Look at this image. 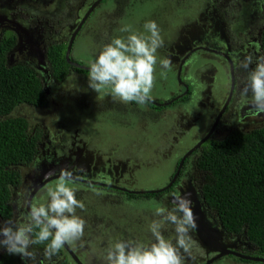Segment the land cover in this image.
Here are the masks:
<instances>
[{"label":"rangeland","instance_id":"1","mask_svg":"<svg viewBox=\"0 0 264 264\" xmlns=\"http://www.w3.org/2000/svg\"><path fill=\"white\" fill-rule=\"evenodd\" d=\"M94 2L23 0L22 6H19L32 16L25 15L26 22L19 15L11 16L12 9L5 8L20 1L0 0V30L4 29L2 32L5 36L18 34V45L10 57L13 62H24L34 67L43 79L48 95V104L44 108L25 107L29 105L21 104L11 113L12 116H25L31 130L38 124L46 130L35 159L28 165L18 166L23 181L18 187L12 188L15 206V215L11 221L13 226L23 222L28 213L25 210L30 192L28 185L36 181L34 173L41 175L50 166L55 171L45 176H51L52 173L61 175L66 171L76 177L93 180L104 178L135 194L147 187L154 188L163 181V184L168 183L176 169L175 164H170L174 163L171 162L174 156L165 161L167 155L162 152L168 150H165L161 136L178 147L182 135L186 134L181 130H188L183 144L189 150L209 132L231 90L232 73L229 66H226L219 54L203 51L192 54L185 64L186 68L192 67L186 74L183 70V82L190 87V101L176 103L161 111H154L147 104L120 102L108 94L107 88L98 94L89 87L88 75L82 72L72 71L63 82H57L45 50L52 43L63 40L68 42L71 32ZM19 6L18 9H21ZM96 7L74 46L75 56L81 64L90 67L100 48L116 37H127L130 34L122 32L121 28L129 26L132 32L148 36L150 33L144 24L155 21L163 44L156 52L157 65L151 96L169 100L176 90L187 93L177 73L181 59L184 58L183 51L187 53L189 46L195 44L197 39L196 45L205 43L209 48L215 45L219 50L228 49L235 53V90L230 104L231 112L221 115L211 138L223 139L234 128L247 131L253 123H256V127L264 126V117L242 115L246 111L240 109L242 107L254 111L250 103L243 102L242 90L247 83L248 73L256 66V60L263 56L259 42L264 30V0H106ZM30 34L34 39L28 38ZM22 36L28 43L31 42L29 46L20 44ZM210 36L214 37L213 42ZM24 45L27 50L21 53ZM249 56L253 62L244 68L242 62ZM162 60L168 61L167 68L160 64ZM247 99H251L250 92ZM163 133L175 136L169 140L171 136ZM168 144L171 146L170 142ZM39 166L46 167L36 170ZM187 170L189 180L182 178L170 192L186 196L193 200L192 203L201 204L202 217L195 216L197 228L191 233L199 251L195 253L194 260L186 257L185 264H204L224 247L236 248L244 254L255 256V249L246 237L223 230L215 211L207 205L200 189L207 180L206 173L200 171L193 160L189 161ZM57 180L59 178L48 182L38 193L36 201L46 203V186H54ZM79 181L71 179L69 186L75 190L76 198L84 204V208H78L76 212L85 221V229L82 239L71 246L80 253L86 264H104L100 253L106 249L109 241L151 243L154 238L149 226L154 219H158L155 209L172 206L167 200L170 197L167 194L169 191L158 198L128 199L121 191ZM185 185H189V189L183 193ZM203 206L206 211L202 209ZM6 224L2 223V227ZM163 235L175 243V233L171 226L163 230ZM44 248L32 245L29 250L35 253V260L22 259L20 264H56L66 256L60 254V250L47 258ZM5 251L0 247V255ZM40 260L45 263H40ZM69 260H72L71 257ZM213 262L264 264L248 259H234L231 255L219 257Z\"/></svg>","mask_w":264,"mask_h":264},{"label":"trees","instance_id":"2","mask_svg":"<svg viewBox=\"0 0 264 264\" xmlns=\"http://www.w3.org/2000/svg\"><path fill=\"white\" fill-rule=\"evenodd\" d=\"M17 45L16 33L0 37V227L2 223L11 222L15 215L12 188L23 181L18 166L28 165L35 159L46 133L43 125L38 124L31 130L25 116L11 115L21 104L33 108H44L48 104L46 87L39 73L27 63L10 62V54ZM66 48L67 43L62 42L51 44L45 50L56 81L63 82L72 69L89 75V70L69 63ZM261 50L264 53V30ZM146 104L151 109H162L149 102ZM197 150L195 165L207 174L201 190L222 229L232 235H244L256 256H264V126L248 132L235 128L223 139L209 138ZM186 177L182 171L177 181ZM126 195L128 199L159 196L146 192ZM47 243L37 245L45 247ZM21 261L19 255L7 251L0 257V264H20ZM58 264L70 262L64 260Z\"/></svg>","mask_w":264,"mask_h":264},{"label":"clouds","instance_id":"3","mask_svg":"<svg viewBox=\"0 0 264 264\" xmlns=\"http://www.w3.org/2000/svg\"><path fill=\"white\" fill-rule=\"evenodd\" d=\"M144 28L150 35L137 34L125 26L121 31L130 33L127 37H116L100 48L89 67L88 82L92 90L99 94L107 88L113 99L123 103L146 104L151 99L156 52L163 41L155 21H147ZM252 62L250 56L246 57L243 67L248 68ZM160 64L168 67L167 60ZM242 97L257 113H264V56L256 60L255 68L248 73ZM70 180L71 173L62 172L54 186H46V203L33 202L23 222L15 226L9 222L0 227V247L21 259L35 260V253L29 250L32 245L48 242L44 255L51 258L65 244L80 241L85 221L76 210L83 209L84 204L76 198L75 190L69 186ZM191 203L186 196L173 194L170 208L155 209L158 219L149 226L152 242L109 241L100 253L104 264H185L186 257L194 260L199 246L191 235L197 228ZM168 226L175 233V243L163 235Z\"/></svg>","mask_w":264,"mask_h":264},{"label":"flooded vegetation","instance_id":"4","mask_svg":"<svg viewBox=\"0 0 264 264\" xmlns=\"http://www.w3.org/2000/svg\"><path fill=\"white\" fill-rule=\"evenodd\" d=\"M3 1H5V2H7V0H3ZM15 0H10V2H14ZM17 1H20V3H18V4H16V5H13L12 7H8V6H6L5 8H9V9H12V12H10V15L11 16H20L22 19H24L26 22H27V17L25 16V15H29V16H31L30 14H28L27 13V11H25L24 9H22L19 5H21V3L23 2V0H17ZM95 1H97V0H95ZM104 1H106V0H102V1H100L98 4H101L102 2H104ZM97 4V5H98ZM17 6H19L21 9H18V7ZM22 6V5H21ZM92 6V5H91ZM91 6L88 8V10L85 12V14L83 15V17L84 16H87V13H88V11H89V9L91 8ZM96 8L97 7H95L91 12H90V14L88 15V17H87V19H86V21L83 23V25L81 26V28L79 29V31H78V33H77V35H76V37H75V39H74V41H73V43H72V47H71V53H70V59H71V57H73V60L71 59V61L73 62V63H77V64H81L77 59H79V58H77L76 56H75V49H74V46H75V44L77 45V39H78V37L80 36V38H81V32H82V30L84 29V26H85V24L87 23V21L89 20V18L93 15V13H94V11L96 10ZM50 15V14H49ZM32 17V16H31ZM82 17V18H83ZM82 20V19H81ZM80 24V22L78 23V25ZM78 25L74 28V30L71 32V37H72V35L74 34V32L76 31V29H77V27H78ZM4 30V29H3ZM2 29L0 30V33L3 31ZM22 30V29H21ZM23 31V30H22ZM30 33V32H29ZM2 34V35H1ZM0 34V37L1 36H3V32ZM32 37V39H34V36H32L31 34L29 35V37L28 38H31ZM60 37V36H59ZM71 37H70V39H69V41L67 42L66 40H63V41H58V42H55V43H62V42H64V43H67V48H68V45H69V42H70V40H71ZM38 38H40V35H38ZM42 39H43V37H41ZM209 38H211L212 40H211V42H213V39H214V37H209ZM32 39H29L30 41L32 40ZM49 39V38H48ZM50 41V40H49ZM48 42V41H47ZM55 43H52V44H55ZM198 43V41H197V39H196V41H195V44H193V45H190L189 46V48H188V50H187V53L185 52V51H183V53H184V58L182 57V61H181V64L179 65V69H178V73H177V77H178V75H179V72H180V68L182 67V69H181V72H180V78L178 77V80H179V82H181V84H182V88H183V90H184V87H185V89L187 90V93H183V91L182 92H178V90H176V92L174 93V95H173V97H171L169 100H165V99H161L160 97H157V96H151V99L148 101L149 103H151V104H153L154 106H160V107H162V109H160V110H157V109H153L154 111H161V110H163L164 108H166V107H171V106H174L176 103H179V102H183V101H190L189 99H190V97L188 98V93H190V87H189V84H187V85H185V83L183 82V73H184V71H185V74L187 73V71H188V69L190 68V67H192V66H188L187 68L185 67V64H186V62L188 61V59L190 58V56L192 55V54H195L197 51H203L204 53H206V52H208V53H216V54H219L220 56H221V58H223V60H224V62H225V64H226V66L228 67L229 66V69L231 70V73H232V86L230 85V89L231 90H229V92H228V97H227V99H226V101L223 103V106H222V108L220 109V112H219V115H220V113H221V111L222 110H224V112H223V114H225V115H228V113L229 112H231L230 111V107H231V105L230 104H232V94H233V92H234V90H235V72H234V70H235V65H234V63L236 64V61H235V59H234V56H235V53H232V52H230L228 49H221V50H219L218 49V47L216 48V47H214L215 45H213L211 48H209V47H206L205 46V43L204 44H200V45H196ZM20 44H26L27 46H29V44H31V42L30 43H28L27 42V40L26 39H24V37L22 36V40H21V42H20ZM26 45H24V48H22L21 49V53H24L26 50H27V47H26ZM51 45V44H50ZM259 45H260V50H261V39H260V42H259ZM67 48H66V51H67ZM261 52H262V50H261ZM262 54H263V56H264V53L262 52ZM47 59V58H46ZM80 60V59H79ZM11 61L13 62V59L11 58ZM233 61H235V62H233ZM228 62H230V64L228 63ZM13 63H15V62H13ZM70 63V62H69ZM73 63H70V64H72L73 66H76V65H74ZM81 65H83V64H81ZM31 66V65H30ZM84 66H86V65H84ZM232 66H233V68H232ZM76 67H78V68H82V69H84L83 67H79V66H76ZM34 68V67H33ZM186 68V69H185ZM35 69V68H34ZM36 70V69H35ZM85 70H89V69H85ZM184 70V71H183ZM37 71V70H36ZM72 71H74V72H77L78 73V71H76V70H74V69H72ZM82 73H84V72H82ZM85 74V73H84ZM86 75V74H85ZM188 77V76H187ZM189 79H190V77H188ZM173 88L174 89H176V86H173ZM193 94V91L191 92V94L190 95H192ZM188 98V99H187ZM148 105V104H147ZM149 106V105H148ZM150 107V106H149ZM241 110H242V112L243 111H246V114H242V115H247V116H249V117H254V116H256V117H258V116H262V117H264V113H259V114H257V112L254 110H251V109H243L242 107L240 108ZM228 112V113H227ZM222 114V115H223ZM218 115V116H219ZM239 115H241V113L239 114ZM217 116V117H218ZM186 118L187 119H189L187 116H186ZM220 120V119H219ZM217 122V124H218V122L219 121H217V118L215 119V121H214V123H213V125L215 124ZM199 123V122H198ZM180 126H182V124H180ZM184 127V126H183ZM213 127V126H212ZM212 127L210 128V130H209V132L211 131V129H212ZM262 127V126H261ZM261 127H256V123H253V124H251V126L248 128V130H247V132L248 131H251V130H254V129H257V128H261ZM186 128H189V127H186ZM235 129V128H234ZM215 130H216V127H215V129H214V132H215ZM181 131H183V133H186L185 135H182V139H181V142H180V145L178 146V147H176V144H174V143H172V141H168L167 139H165V137L164 136H161L162 137V139H161V142H163L162 144L164 145V148H165V150H168V152H162L163 154H165V155H167L166 156V159H165V161H168V160H170V159H172L173 158V156H174V159L171 161V162H174V163H170V164H175V173H173L172 174V180H170L168 183H165V184H163V182L161 183V184H157L154 188H149V187H147V188H145L144 190H142V191H140V192H146V193H154V194H158V195H161V194H164V193H166V192H168L169 191V193H167V194H170V197H168V203L169 204H172V201H173V194L172 193H170L172 190H173V188H175L176 187V184H177V178H178V176H179V174H181L182 173V171H184V173L186 174V176L188 177V175H189V172H188V170H187V167H188V163H189V161H192L193 160V162L195 163V159L194 158H196V154H197V152H198V148H200L201 146H202V144L204 143V142H206L209 138H211L212 137V134L214 133H211V135H210V137L207 139V140H205L198 148H196V146H197V144L201 141V139H203V138H201L196 144H194L189 150H186L185 149V145L183 144V142L186 140V138H187V133H188V130H185V129H182ZM209 132H207V134L209 133ZM164 134V133H163ZM206 134V135H207ZM164 135H166V134H164ZM205 135V136H206ZM166 136H171L170 137V139L169 140H171L174 136H175V134H171V135H166ZM204 136V137H205ZM168 142H170L171 143V146L168 144ZM160 144V143H159ZM194 147L196 148V149H194ZM176 163H177V166H176ZM43 167H46V166H39V167H37L36 168V170H38V169H40V168H43ZM182 169V170H181ZM199 169V168H198ZM200 170V169H199ZM51 171H55L54 169H53V167L52 166H50V169L49 170H47V171H45L44 173H42L41 175L40 174H37L36 172L34 173L35 175V177H36V181L35 182H33V183H31V184H29L28 186H29V188H30V192H29V199L27 200V204H26V207H25V210L28 212L29 210H30V206H31V204L33 203V202H35L36 201V197H37V195H38V193L45 187V185L48 183V182H50L51 180H53V179H56V178H60V177H54V176H58L57 174H55V173H52L51 174V176H45L46 174H48V173H50ZM200 171H202V170H200ZM203 172V171H202ZM203 173H205V172H203ZM207 175V174H206ZM60 176V175H59ZM53 177V178H52ZM78 178H81L82 180L81 181H79V182H81V183H85V184H89V185H91V186H99V187H104L105 189H111V190H113V191H115V190H117V191H121V192H125L124 194H126V193H131V194H134V195H136L135 193H132V192H130L129 190H126V189H123L122 188V186L121 185H119V184H115V183H110V182H107V181H105V179L104 178H100V179H87L86 177L85 178H82L81 176H77ZM186 177V179L185 180H189L188 178ZM207 177V176H206ZM50 179V178H52V179H50V180H48V181H46L45 182V184L44 185H42V186H40V188L38 189V190H36L35 192H34V190L36 189V187L39 185V184H41V182H43L44 180H46V179ZM165 180V179H164ZM173 181H176V183H172ZM94 182H97V183H94ZM171 183V184H170ZM189 184V183H188ZM189 187V185H185V187H183V193L184 192H187V190L189 189L188 188ZM201 189V188H200ZM127 191H129V192H127ZM181 191V190H180ZM33 192H34V194H33ZM182 192V191H181ZM33 194V195H32ZM32 195V196H31ZM146 197V196H145ZM158 197H161V196H157L156 198H158ZM146 198H148V197H146ZM152 198H154V197H152ZM191 202H193V200L191 201ZM202 209L204 210V211H206V208H205V206H203L202 207ZM191 210H192V212L194 213V215L196 216V217H202V213H201V204L199 203V202H197V203H191ZM60 254H65L66 256L65 257H63L62 259H61V261H64V260H68L69 262H70V264H72V262H75L76 264H80L79 262H81L82 264H86L84 261H83V259H82V257H81V255H80V253H77L76 251H74V249L72 248V246L71 245H69L68 244V248L64 245L63 246V248L61 249V252H60ZM59 254V255H60ZM71 257V259L72 260H69V257ZM0 257H1V255H0ZM61 261H59V262H57L56 264H58V263H60ZM208 261V260H207ZM40 263H45V261H43V260H40L39 261Z\"/></svg>","mask_w":264,"mask_h":264},{"label":"water","instance_id":"5","mask_svg":"<svg viewBox=\"0 0 264 264\" xmlns=\"http://www.w3.org/2000/svg\"><path fill=\"white\" fill-rule=\"evenodd\" d=\"M100 1H102V0H97V1H95V2L92 4L91 8L89 9V11H88V13H87V16H84V17L82 18V20L80 21V24L78 25L76 31L74 32V34H73L72 37H71V40H70V42H69V45H68V48H67V51H66V59H67L70 63H73V62L71 61V59H70V53H71L72 43H73V41H74V39H75V37H76V35H77L79 29L81 28V26L83 25V23L86 21L88 15H89L90 12H91V11L97 6V4H98ZM21 31H22V30H21ZM22 32H23V31H22ZM17 35H18V34H17ZM20 35H21V34H20ZM12 55H13V54L11 53L10 56L12 57ZM11 57H10V59H11ZM10 62H11V61H10ZM11 63H12V62H11ZM73 64L76 65V66H79V67H83L84 69H89L88 66H84V65H81V64H77V63H73ZM232 68H233V66H232ZM181 69H182V67L180 68V72H181ZM180 72H179L178 77L180 76ZM179 78H180V77H179ZM223 112H224V110H222L221 113H220V115L217 117V121H219V119H220L221 115L223 114ZM216 125H217V122L213 125L211 131H210L205 137H203V139H201V141L197 144L196 148H198V147H199V146H200L205 140H207V139L210 137V135H211V133H213V131H214ZM196 148L194 147V149H196ZM54 177H60V176L58 175V176H54ZM52 178H53V177H52ZM52 178H50V179H52ZM50 179L48 178V179L44 180L43 182H41V184H39V185L36 187V189L34 190V192H35L36 190H38V189L40 188V186L44 185L45 182L48 181V180H50ZM71 179L82 180L81 178H78V177H76V176H74V175H72V174H71ZM94 183H97V182H94ZM34 192H33V194H34ZM136 193H141V192L138 191V192H136ZM33 194H32V195H33ZM32 195H31V196H32ZM65 246L68 248V244H65ZM228 254H234V255H236V256H238V257H241V258H244V259H248V260H252V261L264 262V256H252V255H247V254H244V253H241V252H238V251L232 250V249H230V248L224 247V248H222V249L220 250V252H219L215 257H213L212 259L208 260V261H207L206 263H204V264H209V263H211L212 261H214L215 259H217V258H219V257H222V256H225V255H228ZM79 263L82 264L81 262H79Z\"/></svg>","mask_w":264,"mask_h":264}]
</instances>
